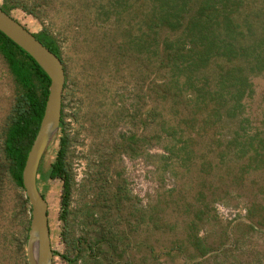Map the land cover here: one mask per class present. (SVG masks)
I'll use <instances>...</instances> for the list:
<instances>
[{"label":"trees","instance_id":"obj_1","mask_svg":"<svg viewBox=\"0 0 264 264\" xmlns=\"http://www.w3.org/2000/svg\"><path fill=\"white\" fill-rule=\"evenodd\" d=\"M44 1L3 0L0 8L11 17L18 9L37 16ZM70 4L73 15L82 16L75 31L32 33L62 62L66 76L58 149L46 172L42 159L37 178L44 199L48 180L62 183L63 252L52 249L53 256L65 264H264V0ZM70 53L81 55L82 72L122 78L124 89L109 90L114 100L103 111V127L109 134L126 128L112 139L113 152L143 158L161 183L145 206L134 199L129 207L123 185L108 193L102 182L81 209L79 235L70 209L74 179L65 114L76 84L64 60ZM0 63L12 87L0 116V264H27L30 208L21 173L50 81L2 33ZM152 148L163 153L151 154ZM166 177L170 189L163 186ZM217 204L241 213L223 220Z\"/></svg>","mask_w":264,"mask_h":264},{"label":"rangeland","instance_id":"obj_2","mask_svg":"<svg viewBox=\"0 0 264 264\" xmlns=\"http://www.w3.org/2000/svg\"><path fill=\"white\" fill-rule=\"evenodd\" d=\"M2 2L3 0H0V5ZM71 2L72 0L38 2V7L35 10L37 16L27 14L20 9L13 11L12 16L33 34H37L41 28H46L51 33H57L60 30L65 35L70 31H75L82 19L80 12V14L73 15V11L70 9ZM88 26L93 31V26L89 24ZM70 54L72 59L69 60L64 56V60L68 75L71 80H75L76 84L75 87H70L72 91L66 98L65 114L68 116L66 134L72 143L68 161L74 179L70 209L75 213L74 229L79 235L82 231L80 221L84 216L81 209L84 210L85 205L92 200L94 189L101 186L102 182L105 181L102 187L108 193L115 190V187L123 185L121 196L129 202L126 204L129 207L134 205V199L138 200L140 205L145 206L148 198L154 196L159 190L161 183L158 181L154 166L147 164L143 158L131 160L121 151L113 152L112 139H117L118 135L126 131V128L118 126L114 134H109L103 127L102 122L105 119L103 111L114 100V98L107 97L109 90L113 87V95H115L118 89H124L125 83L121 84L122 78L119 76L114 78L113 74L101 73V71L99 74L93 70L88 72L83 70L82 72L81 55ZM11 93L12 87L5 67L0 63V116L8 107ZM115 101L117 100L115 99ZM57 149L58 139L55 137L43 157L44 172L53 162ZM149 152L151 154L163 153L159 148H152ZM103 161L105 164L99 166ZM97 177L100 181L98 184H96ZM163 186L166 189L172 188V180L164 178ZM61 196L62 183L58 180H48L45 184V200L48 209L52 205V211H47L50 242L52 249L58 255L63 252L62 229L59 221ZM216 211L223 220H232L238 213H241V211L226 208L220 204L216 205ZM52 264L65 263L59 256H53Z\"/></svg>","mask_w":264,"mask_h":264},{"label":"water","instance_id":"obj_3","mask_svg":"<svg viewBox=\"0 0 264 264\" xmlns=\"http://www.w3.org/2000/svg\"><path fill=\"white\" fill-rule=\"evenodd\" d=\"M0 33L31 57L50 81L43 115L27 153L21 179L24 197L30 208L25 245L26 262L27 264H52L48 207L37 188V178L43 156L59 131L66 79L64 66L30 31L1 8Z\"/></svg>","mask_w":264,"mask_h":264}]
</instances>
